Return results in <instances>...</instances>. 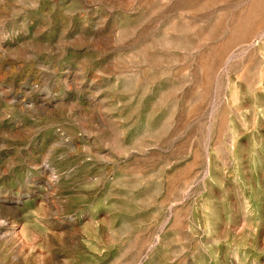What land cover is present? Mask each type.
<instances>
[{
	"label": "rangeland",
	"instance_id": "1",
	"mask_svg": "<svg viewBox=\"0 0 264 264\" xmlns=\"http://www.w3.org/2000/svg\"><path fill=\"white\" fill-rule=\"evenodd\" d=\"M0 264H264V0H0Z\"/></svg>",
	"mask_w": 264,
	"mask_h": 264
}]
</instances>
